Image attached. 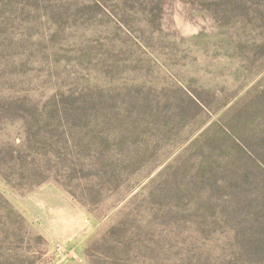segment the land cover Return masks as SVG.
<instances>
[{
  "label": "rangeland",
  "instance_id": "374dc122",
  "mask_svg": "<svg viewBox=\"0 0 264 264\" xmlns=\"http://www.w3.org/2000/svg\"><path fill=\"white\" fill-rule=\"evenodd\" d=\"M0 264H264V0H0Z\"/></svg>",
  "mask_w": 264,
  "mask_h": 264
}]
</instances>
